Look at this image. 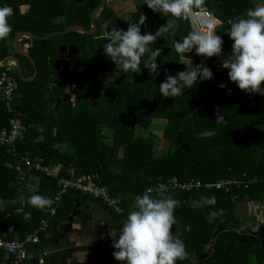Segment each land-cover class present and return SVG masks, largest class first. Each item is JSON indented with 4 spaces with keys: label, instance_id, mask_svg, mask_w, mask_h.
<instances>
[{
    "label": "trees",
    "instance_id": "1",
    "mask_svg": "<svg viewBox=\"0 0 264 264\" xmlns=\"http://www.w3.org/2000/svg\"><path fill=\"white\" fill-rule=\"evenodd\" d=\"M260 2L264 5V0H203L201 6L223 22L216 29L223 40L221 58L231 53L228 20L243 16ZM99 3L100 0H0V6L12 8L8 18L12 30L0 41V60L15 55L27 78L33 75L34 68L29 59L16 53L12 40L17 31L37 36L21 40L35 61L36 77L25 82L13 68L16 89L10 103L12 111H7L0 95V129L7 128L11 118L27 128L11 147L0 146V200L5 201L0 208V239L23 240L35 234L41 240L47 231H38L41 221L46 220L49 227L61 219L63 209L71 212L75 200L83 196L69 190L46 208L29 205L26 198L32 190L53 200L59 189L57 178L24 171L22 158L38 157L47 166L61 167L59 177L70 169L76 176L98 174L100 184L121 202L123 214L114 215L109 210L119 219H125L132 210L137 195L160 183L194 179L204 184L236 179L240 187H230L228 192L204 187L170 192L180 201L174 215L188 258L197 260H177L176 264H264V239L231 218L229 210L235 203L264 199V96L238 89L229 81L227 69L221 67L218 58L199 59L194 50L186 55L193 66L214 65L216 75L204 81L198 78L179 97L162 98L159 84L165 79V70L168 75H175L186 69L172 48V41L181 40L191 30L187 19L178 20L173 32L162 33L152 45L162 49L156 61L159 75H149L144 68L145 57L136 73L116 68L103 53V31L112 26L126 30L128 23H135L143 14L146 20L141 34L155 33L167 20L152 12L144 1L128 13V21L106 3L95 19L94 35L69 32L43 38L72 25L89 29L90 14ZM23 6H28V10L23 11ZM67 46L80 50L69 59L70 66L81 75L71 88L73 100L55 79L51 62L57 50ZM60 65L61 61L56 67L61 69ZM220 84L225 87H218ZM260 86L264 88V82ZM220 115L224 117L222 121L217 120ZM154 120L164 121L159 137L150 131ZM163 145L166 149L159 152ZM210 196H215V205L204 202ZM190 199H196V205ZM200 201L203 203L198 204ZM52 207L56 211L50 216ZM21 208L23 211H18ZM213 211L218 215L209 222ZM25 213H30V217L25 218ZM38 243L26 244L25 252H32ZM13 261L12 256L0 250V264Z\"/></svg>",
    "mask_w": 264,
    "mask_h": 264
},
{
    "label": "clouds",
    "instance_id": "2",
    "mask_svg": "<svg viewBox=\"0 0 264 264\" xmlns=\"http://www.w3.org/2000/svg\"><path fill=\"white\" fill-rule=\"evenodd\" d=\"M144 4L152 12L167 17L165 24L155 33L141 34V25L146 20V16L141 14L126 30L112 26L106 33L103 53L116 68L132 73H136L141 58L145 57L144 68L150 76H157L160 74V68L156 61L162 49L152 45L162 33L173 32L178 20L194 17L203 0H144ZM11 14V7L0 6V41L5 40L12 30L8 22ZM222 23L213 17L210 23L194 25L181 40L172 41V48L179 54L186 69L175 75H168L165 70V79L159 84V94L162 98L179 97L186 89L192 88L198 78L200 81L212 78L210 68L202 64L193 66L191 59L185 54L194 49L196 55L205 58L219 56L223 40L221 35L216 34L215 28ZM227 34L232 41L231 53L223 60L221 67L227 69L229 81L246 93L264 95V89L260 87L264 82V5L249 8L243 16L234 18ZM189 64L192 65L190 68ZM218 87L224 88L225 85L220 84ZM223 119L222 115L217 117V120ZM26 202L37 209L54 203L51 198L35 190L27 196ZM204 202L207 205H215L216 198L206 197ZM4 204L5 201L0 200V208ZM178 206L180 201L168 193V186L164 183L158 184L155 190L148 188L143 194L137 195L132 210L128 211L123 222L119 223V231L114 227L109 228L108 236L113 241L114 259L123 264H176L177 260L187 259L188 253L184 243L171 231L176 223L174 212ZM30 215L25 213V218ZM217 215L216 211L210 212L209 222Z\"/></svg>",
    "mask_w": 264,
    "mask_h": 264
},
{
    "label": "crops",
    "instance_id": "3",
    "mask_svg": "<svg viewBox=\"0 0 264 264\" xmlns=\"http://www.w3.org/2000/svg\"><path fill=\"white\" fill-rule=\"evenodd\" d=\"M107 3H111V0H107ZM22 10L27 11L28 6H23ZM66 49L67 47L64 48V56L69 57L70 51ZM52 64L54 77L59 82L55 72V69L59 68ZM94 200L96 199L83 195L75 200L71 212L69 209H63L61 219L47 228L41 240L38 238V245L32 252H25L19 264H123L112 256L113 241L109 238L108 231L112 227L119 231V223L124 219L115 217L116 214L109 212L100 201L99 203ZM242 205H245L248 214L245 212L253 221L248 230L264 239V199L257 202L246 201ZM171 231L179 237L175 229ZM190 261L195 263L197 260L190 257Z\"/></svg>",
    "mask_w": 264,
    "mask_h": 264
},
{
    "label": "built area",
    "instance_id": "4",
    "mask_svg": "<svg viewBox=\"0 0 264 264\" xmlns=\"http://www.w3.org/2000/svg\"><path fill=\"white\" fill-rule=\"evenodd\" d=\"M214 16L204 7L200 6L196 11V14L191 19H187V22L192 29L194 25L207 24L210 23ZM216 18V17H215ZM231 21L228 20L227 24L230 25ZM219 26L215 28L216 29ZM218 58L223 62V58L220 56H213ZM0 60V95L6 102L7 111H12L10 103L13 98V93L16 89V82L12 77L11 73L15 67L12 61L2 62ZM261 87V86H260ZM264 89L263 87H261ZM264 96V95H262ZM27 128L17 119L11 118L8 123L7 128L0 129V146L11 147L16 138H22ZM23 166L25 167V172L42 173L47 177L57 178L58 191L55 194L53 201L58 202L63 195H65L69 190H75L83 195H87L93 199L100 201L107 209L111 210L116 215H121L123 210L121 207V202L118 198L110 195L107 187L100 184V177L98 174H83L76 176L73 169L67 171L65 176L59 175L62 173L61 167L47 166L44 164L41 158H22ZM12 168L11 165H9ZM15 170H21L20 167H15ZM24 177V175H23ZM23 179V178H22ZM168 193L174 190H180L185 192H191L193 189H199L204 187V189H215L228 192L230 187L239 188L240 182L236 179L228 180H218L216 182H206L201 184L198 180L191 179L189 181H184L182 183H175L169 181L167 184ZM156 188H154L155 190ZM155 192V191H154ZM153 192V193H154ZM237 197L234 196V199ZM192 205H196V199H190ZM55 208L52 207L48 213L50 216L55 214ZM48 228V223L46 220H42L38 231L44 232ZM38 242V237L35 234L27 235L23 240H1L0 239V250L3 251L8 256H12L14 261L12 264H19L25 255L26 244H34Z\"/></svg>",
    "mask_w": 264,
    "mask_h": 264
},
{
    "label": "rangeland",
    "instance_id": "5",
    "mask_svg": "<svg viewBox=\"0 0 264 264\" xmlns=\"http://www.w3.org/2000/svg\"><path fill=\"white\" fill-rule=\"evenodd\" d=\"M143 1L144 0H127L126 2H122V0H111V3H107V4L111 5L113 7V9H115L118 12L119 15H122L124 17V19L126 21H128V17H127V16H129L128 13L131 12V11H133L135 9L136 4H139V3L143 2ZM252 1H255V0H252ZM262 3L263 2L258 3L257 6L263 5ZM105 25L107 26L108 23L105 24ZM129 25H130V23H128V26ZM66 29H64V30H66ZM64 30H62V31H64ZM106 33H107V31H103L102 36H106ZM63 34H65V33H63ZM67 49H66L67 51H70L69 58L64 56L65 55L64 54V51L65 50L62 47V48H59L57 50V53L54 55L55 57H53V60L52 61L55 64V66L59 65V62L61 61L60 68L62 70L55 69L56 76L59 77L58 78V81L61 82V84H63L64 87L66 88L64 90V92L65 91H66V93L67 92H70V100H73V98L75 97V95L73 96V94H71V88L75 85L76 80L81 75L77 72V70L75 68H73V67L70 66L69 59H71L72 57H75L79 53L80 50L77 47H70V46H67ZM193 51H194V49H193ZM187 54H185V55H187ZM56 55H57V59H56ZM197 57L199 59H205V57H203L201 55H197ZM197 57H194V59L197 58ZM210 69L212 71V76L213 75H216L217 67H214V65H213V66L210 67ZM96 101H97V99L94 98L93 99V102L95 103ZM164 126H165L164 125V121H162V120H154L153 123H152V125H151V127H150V131H153L159 137V136H161V133H162V131L164 129ZM147 133L148 132L146 131V133H144L143 136H146ZM165 149H166V146L163 145L159 149V152H162ZM202 203H203V201H200L198 204H202ZM234 206L235 207L232 208V210H231V208L229 209L230 210V217L233 218V219H235V220H238V221L242 222L246 226L247 229L251 228L252 227V224H253V221H252V219L250 217L247 216L248 212L245 210V205H242V204H239V203H235ZM245 211L247 212V214H246ZM258 218H259V216H257V219ZM179 227H180L179 226V223L176 222L175 225L173 226V229H175V232L177 234H179V238L182 240V236L179 233V232H181V229ZM207 248L208 247H206V249ZM187 260H188V262H190L189 258H187Z\"/></svg>",
    "mask_w": 264,
    "mask_h": 264
},
{
    "label": "water",
    "instance_id": "6",
    "mask_svg": "<svg viewBox=\"0 0 264 264\" xmlns=\"http://www.w3.org/2000/svg\"><path fill=\"white\" fill-rule=\"evenodd\" d=\"M106 2H107V0H100V3L91 12V14H90V28L89 29H86L81 25H72L64 31L53 32L51 34L44 36L43 38H48L51 35H55V34H63V33H69V32L84 33L87 35L95 34V32L97 30V24L95 22V19L98 16V14L100 13V11L103 9ZM36 37H37L36 35H34L33 33L29 32V31H17L14 34L13 40H12L13 47H14L16 53L26 57L31 62V64L34 68V72H33V75L31 77L27 78V77H24L22 75L20 61H19L18 57H16L15 55H9L6 58H4L2 61L3 63L6 61H12L15 65V68L18 72L19 77L25 82H32L34 80V78L37 75V68H36V64H35L34 59L31 57V55L28 52V46L26 44H22L21 40L23 38H36Z\"/></svg>",
    "mask_w": 264,
    "mask_h": 264
},
{
    "label": "flooded vegetation",
    "instance_id": "7",
    "mask_svg": "<svg viewBox=\"0 0 264 264\" xmlns=\"http://www.w3.org/2000/svg\"><path fill=\"white\" fill-rule=\"evenodd\" d=\"M96 32H97V30H96ZM96 32H95V33H96ZM93 35H94V34H93Z\"/></svg>",
    "mask_w": 264,
    "mask_h": 264
}]
</instances>
